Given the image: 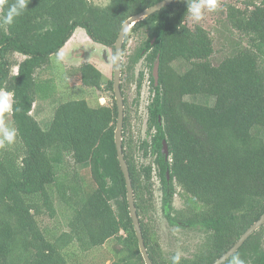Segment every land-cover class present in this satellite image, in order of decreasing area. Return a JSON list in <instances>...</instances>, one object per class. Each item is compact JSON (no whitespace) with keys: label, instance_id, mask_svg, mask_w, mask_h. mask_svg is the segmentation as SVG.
<instances>
[{"label":"trees","instance_id":"16d2710c","mask_svg":"<svg viewBox=\"0 0 264 264\" xmlns=\"http://www.w3.org/2000/svg\"><path fill=\"white\" fill-rule=\"evenodd\" d=\"M160 1L110 0L99 5L92 0H30L14 25L0 22V89L12 94L14 109L8 114L18 132L14 146L0 147V264L89 263L88 255L111 238L116 244L110 264H146L115 143L113 74L106 77L93 62H84L69 69L68 78L98 90L95 105L84 97L60 101L46 128L33 109L36 102L57 97L54 79L40 71L50 67L77 28L110 47L114 65V43L123 22ZM236 1L240 5L224 4L226 19L247 42L217 64L211 61L215 48L210 30L187 23L186 0H174L126 33L123 55L134 33L147 32L122 62L121 88L123 150L154 264H170L174 254L164 252L153 225V166L137 161L123 83L133 78L143 56L151 67L154 96L148 106V131L154 132L140 147L145 155L150 149L156 156L163 214L173 223L204 225L209 236L191 256H181V264L213 263L264 213V0ZM12 2L0 0V21ZM18 53L25 58L19 61ZM158 57L156 84L153 68ZM179 60L189 62V69L179 72L174 66ZM142 80L143 72L138 89ZM102 95L109 102H99ZM188 95L213 96L215 102L190 101ZM81 165L88 167L93 187L84 184ZM178 187L186 203L180 211L173 205ZM55 196L70 211L65 230L41 219L57 216ZM234 256L244 264H264V224L222 264H231Z\"/></svg>","mask_w":264,"mask_h":264},{"label":"rangeland","instance_id":"374dc122","mask_svg":"<svg viewBox=\"0 0 264 264\" xmlns=\"http://www.w3.org/2000/svg\"><path fill=\"white\" fill-rule=\"evenodd\" d=\"M99 5H106L110 0H92ZM225 3H238L236 0H218V8L216 11L203 12V17L199 22L187 18V23L190 26L196 24L203 25L206 29L210 30L211 35L214 38L215 52L211 57V61L214 64L220 62L228 53H231L233 49L239 45V43L245 44L247 37L242 36L237 30H234L230 23L226 19ZM223 9V12L221 11ZM73 40L68 42L60 51L65 53V60L60 67H57L53 63V58L50 67H45L40 71L41 76L46 78H53L57 84V97L53 100L38 101L34 104L33 113L40 121L43 127H47L51 122L56 107L60 101H67L69 98H88L90 103L96 104V98L100 92L92 87L83 86L81 83L74 81L71 82L68 78L70 73L69 69L78 67L84 62H93L98 68L105 74L106 77H112L114 65H113V53L110 47L103 44L95 43L87 34L84 28H77L72 35ZM71 37V38H72ZM147 38V32L145 29L140 32L134 33L127 42L126 54L123 55V60H127V56L131 54L134 49L139 46L143 40ZM107 55V59L106 56ZM19 61L25 58L22 54H16ZM175 68L179 72H185L189 69L190 64L185 60L176 61ZM18 68H14V72H17ZM143 72V80L140 89H138V76ZM151 67L147 64L145 57L143 56L134 68V76L130 81L123 80L125 96L128 99L130 106V132L133 135V139L137 145V161L140 165L152 164V187H153V225L159 236L160 244L167 255L180 252L181 256H191L197 249L198 244L202 242L204 233L200 229H192L185 224L173 223L163 214L162 211V190L161 182L158 176V168L155 163V155L151 153L149 149L148 155L144 154V150L140 147L141 142L144 140L151 141V134L154 129L148 131V106L152 101L154 92L152 90L151 80ZM104 96V95H102ZM105 101L109 102V97L104 96ZM187 100L213 104L215 98L208 95H188L185 97ZM99 102L105 103L104 99H98ZM0 120H3L10 127H14L10 114H4L0 116ZM260 135L264 139V129H261ZM16 142L12 145L14 146ZM83 176L84 184L93 187L94 181L92 180L90 171L86 165L78 167ZM181 188L178 187L174 195L173 205L176 210L180 211L186 208V203L180 195ZM56 197V196H55ZM56 204L58 206V214L55 218H49V216H43L41 219L44 224L50 226H58V229L65 230L69 217V209L59 201L56 197ZM114 207L117 209L116 204ZM60 226V227H59ZM116 239H109L103 246H100L90 253L87 257L90 264L93 262L106 261L110 264L114 259V245ZM88 262L84 264H89ZM251 264V263H247Z\"/></svg>","mask_w":264,"mask_h":264},{"label":"water","instance_id":"95a60500","mask_svg":"<svg viewBox=\"0 0 264 264\" xmlns=\"http://www.w3.org/2000/svg\"><path fill=\"white\" fill-rule=\"evenodd\" d=\"M174 0H161L160 2L142 10L141 12L134 14L130 16L128 19H126L122 27L120 29V32L118 34V37L114 43L116 52H115V64H114V72H113V86H114V93H115V99L118 107V117H117V125L115 130V143L117 148V154L118 159L120 162V166L122 168V171L124 173V177L126 180V188H127V200L129 204V210H130V216L133 221V225L136 231V235L138 237L139 247L140 251L142 253V256L145 260L146 264H154L153 260L150 257L148 248L145 243V238L143 235V230L141 226L140 217L138 215V210L136 206V200H135V193L132 183V178L130 174V168L129 164L125 158L124 150H123V127H124V117H125V101H124V95L121 88V76H122V62H123V46L124 41L126 37L127 31L138 21L143 20L150 14L160 10L161 8L171 4ZM106 59L107 55L105 54ZM159 57L157 58L154 68H153V74L155 77V82L158 84L159 81ZM164 152L166 156H169V148L166 140H164ZM264 224V213L262 216L256 220L241 236L240 238L235 242V244L227 251L225 252L221 257H219L216 261H214L211 264H222L224 263L228 258H230L242 245L243 243L256 231L258 230L262 225Z\"/></svg>","mask_w":264,"mask_h":264},{"label":"clouds","instance_id":"9594fccd","mask_svg":"<svg viewBox=\"0 0 264 264\" xmlns=\"http://www.w3.org/2000/svg\"><path fill=\"white\" fill-rule=\"evenodd\" d=\"M30 0H14L8 5L6 13L2 18L4 25H14L17 18L22 16L28 9ZM187 15L194 21L199 22L203 17L205 9L208 11H216L218 8V0H186ZM65 60V53L57 51L53 58V63L60 67ZM105 101V97H101ZM106 103V101H105ZM14 109L12 94L6 89H0V116L11 113ZM18 132L15 127H10L3 120H0V147L5 145H13L17 140ZM181 253L176 252L171 256L170 264H181ZM231 264H244L238 257L231 259Z\"/></svg>","mask_w":264,"mask_h":264},{"label":"flooded vegetation","instance_id":"af4514ba","mask_svg":"<svg viewBox=\"0 0 264 264\" xmlns=\"http://www.w3.org/2000/svg\"><path fill=\"white\" fill-rule=\"evenodd\" d=\"M186 226H188V227H190L192 229H195V228L196 229H200L205 235V236H203V240H202L203 243H206L209 240V236H207L208 235V231H207V229H206V227L204 225L200 226V224H197L196 226H191V225L187 224Z\"/></svg>","mask_w":264,"mask_h":264}]
</instances>
